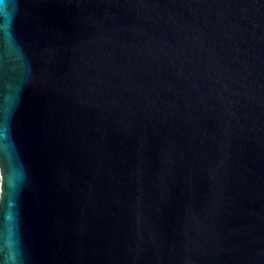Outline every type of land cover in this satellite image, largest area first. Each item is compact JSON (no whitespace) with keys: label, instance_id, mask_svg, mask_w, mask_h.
<instances>
[{"label":"water","instance_id":"1","mask_svg":"<svg viewBox=\"0 0 264 264\" xmlns=\"http://www.w3.org/2000/svg\"><path fill=\"white\" fill-rule=\"evenodd\" d=\"M0 264H264V0H0Z\"/></svg>","mask_w":264,"mask_h":264},{"label":"rangeland","instance_id":"2","mask_svg":"<svg viewBox=\"0 0 264 264\" xmlns=\"http://www.w3.org/2000/svg\"><path fill=\"white\" fill-rule=\"evenodd\" d=\"M1 185H2V177H1V172H0V200H1Z\"/></svg>","mask_w":264,"mask_h":264}]
</instances>
